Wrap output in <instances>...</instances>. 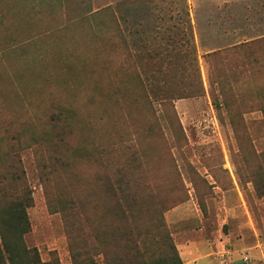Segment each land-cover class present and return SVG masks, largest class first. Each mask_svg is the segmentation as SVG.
<instances>
[{
  "label": "rangeland",
  "instance_id": "374dc122",
  "mask_svg": "<svg viewBox=\"0 0 264 264\" xmlns=\"http://www.w3.org/2000/svg\"><path fill=\"white\" fill-rule=\"evenodd\" d=\"M132 1L0 0V166L21 159L26 246L139 264L131 234L148 264H264V0H152L138 16ZM167 25L193 35L191 55L153 77L129 50ZM58 200L74 202L70 234Z\"/></svg>",
  "mask_w": 264,
  "mask_h": 264
},
{
  "label": "trees",
  "instance_id": "16d2710c",
  "mask_svg": "<svg viewBox=\"0 0 264 264\" xmlns=\"http://www.w3.org/2000/svg\"><path fill=\"white\" fill-rule=\"evenodd\" d=\"M185 1V0H180ZM152 0H133L128 4V7L124 6L123 9H131V6L137 8L136 16L140 15L138 8L147 3H151ZM137 6V7H136ZM120 10V9H118ZM180 14V13H179ZM178 14V15H179ZM175 16L169 15V20L173 21ZM162 34H160V41L157 43H149L145 46L144 50H138L129 54L133 57H139L147 63L149 73L154 75L159 73H166L170 70L184 69V65L187 64V55H191V44L193 35L186 31L176 27L175 25H167L164 28ZM126 44V43H125ZM151 46V47H149ZM150 86V84L146 85ZM155 95V92H153ZM63 111L55 113L52 117L53 122L67 124L68 118L64 115ZM55 122V123H56ZM46 137L50 138V134ZM45 137V138H46ZM15 140H20L21 135H16ZM57 143L65 144L64 137L62 135L57 136ZM30 141L39 143L35 137L29 139ZM48 140L46 138L44 141ZM98 147H95L97 152ZM81 149H74V158H78L81 155ZM14 162V161H13ZM74 164L73 160H64L56 157L54 165L58 168L69 171ZM47 166L43 165V171L41 170V180L43 183L50 181L51 171H45ZM136 200L134 197L122 194L117 199V206L121 208L124 215H127V207L134 203ZM73 201H57V205L60 208L64 218L68 232L72 233L71 228V208ZM32 204L31 191L27 185L25 172L22 168L21 159L16 158V161L8 167L1 168L0 166V264H60L59 259L52 255L51 260L43 262L40 258L37 248H28L24 241V235L30 231V223L27 215V209ZM79 206L82 204L78 202ZM135 236V237H134ZM142 236V235H141ZM129 243H132L134 250V260H138L139 264H148L146 261V251L143 249L145 246V239L143 237H137L136 235L129 234L124 238ZM106 257V253H102ZM74 264H78L76 261V255L73 256ZM140 259V260H139ZM89 264H96L95 260H89Z\"/></svg>",
  "mask_w": 264,
  "mask_h": 264
},
{
  "label": "crops",
  "instance_id": "0c3cea01",
  "mask_svg": "<svg viewBox=\"0 0 264 264\" xmlns=\"http://www.w3.org/2000/svg\"><path fill=\"white\" fill-rule=\"evenodd\" d=\"M184 264H192V263H191V260L189 259V260L185 261Z\"/></svg>",
  "mask_w": 264,
  "mask_h": 264
}]
</instances>
